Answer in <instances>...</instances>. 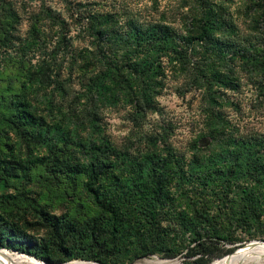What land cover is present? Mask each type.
Segmentation results:
<instances>
[{
  "label": "rangeland",
  "instance_id": "rangeland-1",
  "mask_svg": "<svg viewBox=\"0 0 264 264\" xmlns=\"http://www.w3.org/2000/svg\"><path fill=\"white\" fill-rule=\"evenodd\" d=\"M200 5L0 0V92L22 98L35 124L0 104V252L12 260L6 264H47L44 258L53 264H194L201 243L230 249L219 258L240 259L262 244L254 242L264 241L260 0H208L216 22L203 21ZM200 21L212 28L215 45L196 39ZM154 26L168 28L174 51L134 48V35ZM134 63L155 68L145 82L150 103L141 111L134 107L141 90ZM43 69L49 80L41 84ZM93 76L103 78L106 91L88 92ZM119 76L135 88H122ZM103 142L116 156L94 186L101 211L76 171L93 161V147ZM233 146L259 152L229 165ZM152 153L168 164L165 186L142 199L136 177ZM108 208L120 210L114 235ZM247 243L251 249L242 250Z\"/></svg>",
  "mask_w": 264,
  "mask_h": 264
},
{
  "label": "trees",
  "instance_id": "trees-1",
  "mask_svg": "<svg viewBox=\"0 0 264 264\" xmlns=\"http://www.w3.org/2000/svg\"><path fill=\"white\" fill-rule=\"evenodd\" d=\"M201 2V15L203 18V21L207 22H216L218 18L216 17V14L213 12V10L208 5V0H200ZM260 13L263 17L264 22V0H260ZM200 21L199 26V32L196 36V39L199 41H206L211 42V46L215 45L214 42H218L219 40L213 36L212 28L211 31L207 30L203 27V24ZM216 29V28H215ZM95 36L98 38H101L103 35V32L101 30H96ZM140 34H143L142 36ZM172 38L169 34L168 28L165 26H154L148 28L145 32L137 33L134 35L133 38V45L134 48L137 49V51H146L151 54H157L162 51H168L172 52L174 51V48H172L171 44ZM46 70V67L44 68ZM44 69L39 73L37 76V81H40L39 83H43L47 80H49V76L45 75ZM155 68L151 66V64H148L146 66L141 65L140 63H134L132 66V71L134 73V79L136 82H138L141 85V90L139 92V99H135L134 107L138 111H141V107H148L150 103V94H147L145 91L147 90V86L145 82L150 79L151 75L153 74V70ZM28 75V74H27ZM41 79V80H40ZM118 81L121 84V87L125 90H129L131 87L135 88L131 84L128 83L127 79L125 77L119 76ZM49 82V81H48ZM50 83V82H49ZM88 92L94 91V93H102L106 91V86L104 84V80L102 77L98 78L97 76L90 77L88 79ZM12 91H5L0 92V104L3 105V109L7 111V113L11 116L16 115L18 118L20 117L23 121H27L30 119L28 126L32 127L35 124L32 123L33 118L30 116V114L27 112L26 105L23 103L22 98H18V96H12ZM39 138L38 134H33L32 139L37 141ZM262 142L264 143V139ZM93 150L95 152V156L93 161L88 162L87 164L83 165L81 164L78 167V170L76 173H80L84 175L85 177V183L84 188L88 195H90L93 203L101 210H105L103 205L98 200V195L96 189H94L95 184L101 181L103 177H105L106 171L110 169L112 158L116 156V151L110 146L108 142H103L100 145H96L93 147ZM258 153V148H254V146H251L250 149H247V152L244 154H252V153ZM240 151V147L233 146L230 151V158L228 159L229 165H235L237 162V159L241 157V154H243ZM249 154H247V157H250ZM263 156V155H261ZM251 161V159L248 160V163ZM246 164V163H245ZM168 164L165 162V158H160L156 156L154 153L151 155L145 156V158L142 160V163L140 165L141 173H143L140 176H137L136 181L137 184V190H138V197L142 199L151 198L154 195H158L165 186V180L164 175L166 171V167ZM247 165V164H246ZM136 181H133V186H136ZM109 215L110 223H111V234L114 235V232L118 228L117 223V216L119 214V209L116 208H108L106 209ZM148 216L150 219V226L152 227L154 225V214L152 211L148 212ZM218 240H225L224 236H216ZM0 243H2L0 241ZM252 244H245L242 246V250L248 248L251 249ZM200 247H202L203 250L201 255L194 259V264H206L213 258H218L217 260L214 259L211 261V264H218L219 262L226 261L227 259L237 260L240 259V256L238 255H232V254H226L225 257L219 258L223 253H227L230 251L228 250H221V249H213L209 246H204V243L199 244ZM1 247V245H0ZM12 250H15L19 252L20 256L22 255L21 250L16 248H9ZM14 253V252H12ZM15 254V253H14ZM17 255V254H16ZM224 259V260H223ZM220 260V261H219ZM43 262L47 264H53L50 260L47 258L42 259ZM208 263V264H210Z\"/></svg>",
  "mask_w": 264,
  "mask_h": 264
},
{
  "label": "bare ground",
  "instance_id": "bare-ground-1",
  "mask_svg": "<svg viewBox=\"0 0 264 264\" xmlns=\"http://www.w3.org/2000/svg\"><path fill=\"white\" fill-rule=\"evenodd\" d=\"M258 245L250 255L242 258V259H237V260H226L219 262L218 264H260L264 262V241H254ZM17 253V252H16ZM20 253H17L19 255ZM12 261L8 256L3 255L0 252V264H6L7 262ZM17 262V261H16ZM16 262H12L13 264H18ZM68 264H91L87 262H80V261H74L70 262ZM136 264H174L173 260H165V261H156V260H144L137 262Z\"/></svg>",
  "mask_w": 264,
  "mask_h": 264
}]
</instances>
